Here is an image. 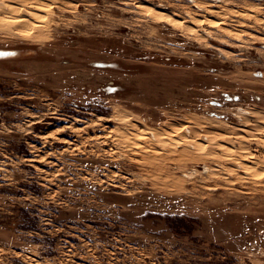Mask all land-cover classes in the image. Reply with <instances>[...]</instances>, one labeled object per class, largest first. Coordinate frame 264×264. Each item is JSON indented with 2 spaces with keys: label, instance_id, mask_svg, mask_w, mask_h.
<instances>
[{
  "label": "rangeland",
  "instance_id": "374dc122",
  "mask_svg": "<svg viewBox=\"0 0 264 264\" xmlns=\"http://www.w3.org/2000/svg\"><path fill=\"white\" fill-rule=\"evenodd\" d=\"M0 264H264V0H0Z\"/></svg>",
  "mask_w": 264,
  "mask_h": 264
},
{
  "label": "bare ground",
  "instance_id": "6f19581e",
  "mask_svg": "<svg viewBox=\"0 0 264 264\" xmlns=\"http://www.w3.org/2000/svg\"><path fill=\"white\" fill-rule=\"evenodd\" d=\"M33 8H35V9H33V11H30V12H28V16H30V19H32V20H29L28 18H26V17H24V15L23 16H21V14L20 13H22V12H16L17 14H14V15H16L15 17H11L12 19H13V21H12V19H11V22H14V23H16V24H22V25H24V24H26L27 23V25H30V26H37V22L39 23V21L40 20H38L39 18L38 17H40V15L37 13V8L36 7H33ZM39 10H41L40 8H38ZM26 15V14H25ZM9 18V17H8ZM8 23H10V22H8ZM11 24V23H10ZM15 24V25H16ZM14 25V24H13ZM39 25V24H38ZM17 27V26H16ZM38 27V26H37ZM24 28V27H23ZM22 28V29H23ZM26 31V30H25ZM27 31H29V30H27ZM30 32H32V30L30 31ZM20 33V32H19ZM18 33V34H19ZM27 33V32H26ZM28 34H30V33H28ZM28 34H25L26 36H28ZM34 33L32 32V34H30V35H33ZM21 36H23V34H20ZM25 37V36H24ZM31 37V36H30Z\"/></svg>",
  "mask_w": 264,
  "mask_h": 264
}]
</instances>
